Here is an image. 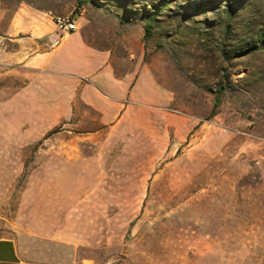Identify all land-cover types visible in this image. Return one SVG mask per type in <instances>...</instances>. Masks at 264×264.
I'll use <instances>...</instances> for the list:
<instances>
[{"label": "rangeland", "instance_id": "obj_1", "mask_svg": "<svg viewBox=\"0 0 264 264\" xmlns=\"http://www.w3.org/2000/svg\"><path fill=\"white\" fill-rule=\"evenodd\" d=\"M240 1L0 0V40L20 8H81L86 40L142 77L119 124L101 130L78 101L24 148L23 172L0 181L10 232L68 241L90 264H264V0ZM28 81L0 62V103ZM0 155L10 165V146Z\"/></svg>", "mask_w": 264, "mask_h": 264}, {"label": "crops", "instance_id": "obj_2", "mask_svg": "<svg viewBox=\"0 0 264 264\" xmlns=\"http://www.w3.org/2000/svg\"><path fill=\"white\" fill-rule=\"evenodd\" d=\"M54 18L20 8L0 40V62L29 79L0 103V146H10V165L0 155V181L23 172L25 147L80 114L78 101L97 115L101 130L119 124L136 103L142 77L118 75L110 51L92 46L79 29L62 36ZM76 253L68 241L10 232V210L5 225L0 219V264H90Z\"/></svg>", "mask_w": 264, "mask_h": 264}, {"label": "built area", "instance_id": "obj_3", "mask_svg": "<svg viewBox=\"0 0 264 264\" xmlns=\"http://www.w3.org/2000/svg\"><path fill=\"white\" fill-rule=\"evenodd\" d=\"M77 15L79 18L82 15V11L80 10ZM78 18L58 16L54 20L61 35L65 36L78 30Z\"/></svg>", "mask_w": 264, "mask_h": 264}, {"label": "trees", "instance_id": "obj_4", "mask_svg": "<svg viewBox=\"0 0 264 264\" xmlns=\"http://www.w3.org/2000/svg\"><path fill=\"white\" fill-rule=\"evenodd\" d=\"M91 0H79V3L80 4H85L87 2H89ZM246 0H241L240 2H245ZM206 2V1H205ZM214 4L213 2H207V3H203L201 6H206V5H212ZM153 8V7H152ZM81 10V8L78 9V12ZM145 40H148L149 38H151V36L153 35V30H154V25L152 22H148L146 24V27H145Z\"/></svg>", "mask_w": 264, "mask_h": 264}]
</instances>
